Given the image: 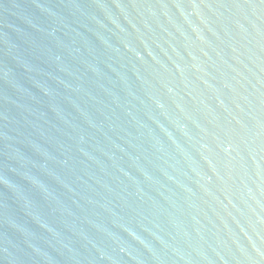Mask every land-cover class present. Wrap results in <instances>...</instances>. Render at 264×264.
<instances>
[{"label":"water","instance_id":"obj_1","mask_svg":"<svg viewBox=\"0 0 264 264\" xmlns=\"http://www.w3.org/2000/svg\"><path fill=\"white\" fill-rule=\"evenodd\" d=\"M0 264H264V0H0Z\"/></svg>","mask_w":264,"mask_h":264}]
</instances>
